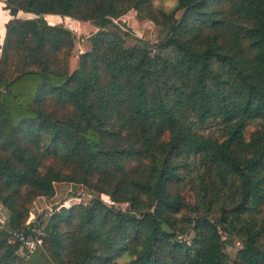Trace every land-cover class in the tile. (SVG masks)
Listing matches in <instances>:
<instances>
[{
  "label": "trees",
  "instance_id": "obj_1",
  "mask_svg": "<svg viewBox=\"0 0 264 264\" xmlns=\"http://www.w3.org/2000/svg\"><path fill=\"white\" fill-rule=\"evenodd\" d=\"M170 1L3 0L0 264H264V0ZM129 11L155 43L126 45ZM53 16L98 30L73 70ZM70 185L92 197L21 249Z\"/></svg>",
  "mask_w": 264,
  "mask_h": 264
},
{
  "label": "rangeland",
  "instance_id": "obj_2",
  "mask_svg": "<svg viewBox=\"0 0 264 264\" xmlns=\"http://www.w3.org/2000/svg\"><path fill=\"white\" fill-rule=\"evenodd\" d=\"M157 4H162L166 7H170L173 5L172 1L168 0H157ZM21 18L23 17H31L30 15L22 16L20 15ZM48 21L50 24H59L62 23L66 27L73 28L77 31V36L75 35V46H74V51L72 54V57L70 59V69L73 70L76 67V62L78 55L89 50L90 48V43L88 42V38L90 36H93L98 30L97 28L93 27V25L89 23H79L76 22L70 18H58V17H49ZM116 24H118L122 30L126 31L128 33V37H126V45L128 47H131L137 43L144 42V43H149L153 44L155 43L159 36H160V30L158 27L153 25L149 21L145 20H140L137 18L136 14L134 11H129L120 19L115 21ZM208 132V131H206ZM60 187V184H55V188L58 189ZM64 194L62 196L58 195L55 199V202L51 200H46L44 198H37L33 203H36L37 206L42 209V221L43 223H46V220L53 214L54 210V204H62L64 205L66 201L72 197H78L83 203H86L91 197V193H89L84 187L82 186H67L64 189ZM186 199L188 203L192 205L194 203L193 199H190L189 193L186 192ZM37 207L31 206L30 208V213L32 211L35 213L36 217L38 218L39 215L36 214ZM50 215V216H49ZM264 216V215H263ZM30 217V216H29ZM8 219V213L7 211L0 205V230L3 227V224L7 221ZM44 235V231H43ZM262 243H264V237L262 238ZM237 250V246L231 247L227 246L226 248V253L230 255L231 257H234L235 253ZM19 255L24 257V259H27L23 255V251L19 252ZM118 264H126L127 259L124 257L119 258Z\"/></svg>",
  "mask_w": 264,
  "mask_h": 264
},
{
  "label": "built area",
  "instance_id": "obj_3",
  "mask_svg": "<svg viewBox=\"0 0 264 264\" xmlns=\"http://www.w3.org/2000/svg\"><path fill=\"white\" fill-rule=\"evenodd\" d=\"M67 28L70 29L72 33L77 36V31L75 29L70 27ZM33 206L37 207L36 214L41 216L42 209H40L36 203H34ZM38 218L36 217L35 213L32 211V213H30L29 219L27 220L26 223L27 225L32 222L33 223L35 222V224L37 225V229L33 233H21V232L11 233L12 237L15 238L20 244V248L27 250L29 253H32L35 250L40 249L42 245L41 236L43 234V226L40 225Z\"/></svg>",
  "mask_w": 264,
  "mask_h": 264
},
{
  "label": "crops",
  "instance_id": "obj_4",
  "mask_svg": "<svg viewBox=\"0 0 264 264\" xmlns=\"http://www.w3.org/2000/svg\"><path fill=\"white\" fill-rule=\"evenodd\" d=\"M4 7V3L3 0H0V44L2 42V39L4 37V33H5V24L7 23V21L10 19V15L8 13V11L3 9ZM55 17V16H53Z\"/></svg>",
  "mask_w": 264,
  "mask_h": 264
}]
</instances>
